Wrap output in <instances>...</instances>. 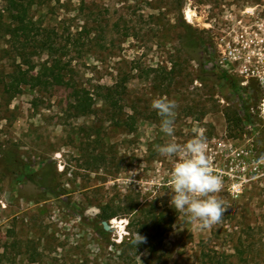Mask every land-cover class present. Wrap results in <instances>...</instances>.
Listing matches in <instances>:
<instances>
[{
	"label": "rangeland",
	"instance_id": "374dc122",
	"mask_svg": "<svg viewBox=\"0 0 264 264\" xmlns=\"http://www.w3.org/2000/svg\"><path fill=\"white\" fill-rule=\"evenodd\" d=\"M257 1L28 0L40 36L57 32L68 46L72 87L8 92L19 59L0 33V148L37 174L18 180L0 151V264H264V124L241 110L257 106L261 90L240 75L236 58ZM187 24L204 43L189 40ZM223 71L239 90L211 79ZM120 79L125 85L112 87ZM74 88L89 92L90 112L72 107ZM157 97L177 104L172 137L150 106ZM201 132L227 209L210 229L170 206L173 163L155 150ZM43 175L58 198L40 195ZM102 208L116 213L106 236L93 227ZM146 222L147 239L135 245Z\"/></svg>",
	"mask_w": 264,
	"mask_h": 264
},
{
	"label": "trees",
	"instance_id": "16d2710c",
	"mask_svg": "<svg viewBox=\"0 0 264 264\" xmlns=\"http://www.w3.org/2000/svg\"><path fill=\"white\" fill-rule=\"evenodd\" d=\"M5 2L6 7L0 9V33L10 37L13 51L19 59V63L8 75V79L5 82V89L8 92H17L25 85L31 87L39 86L40 88L54 86L72 87V81L65 72L67 66L64 57L66 55L65 50L68 46L57 40V32L49 31L40 36L41 26L31 17L28 0H5ZM187 27L190 30V36L188 37L190 41L195 38L201 44L204 43L203 37L201 36L202 31H198L190 24H187ZM79 40V38H76L74 43L77 44ZM42 53H46L47 58L41 64H36L33 57L40 56ZM37 66H39L38 73L34 74L33 71ZM213 75L214 77H211L212 80L221 79L225 81L232 90H239L238 80H236L232 74L223 71L220 76L217 74ZM124 83V80L120 79L117 80L112 87L119 88ZM92 103V97L89 95L88 91L81 88H74L72 107L76 110L77 114L81 115L90 112ZM241 108V110L245 112L246 117L250 118V113L246 112L244 104L241 105ZM0 151L2 152L6 167L9 170H15L18 180L26 183L31 181L34 175H37L35 172L26 170V164L22 165L18 159L12 158L5 150L0 148ZM50 183L51 181L47 175H43L42 181L38 183L41 188L40 195L44 199L58 198L61 194L60 188L51 186ZM102 210H104L102 214L93 219V227L98 233L106 236L108 232L103 228L102 221H108L109 218L115 216L116 213H108L105 211V208H102ZM100 218L102 219L100 220ZM148 220H150V218H148ZM148 226L149 222H146L135 230L139 234H142L144 231L143 241L147 239L145 235H147L146 231ZM134 239L135 237L132 236V243ZM148 239L153 240L154 237L148 236ZM149 246L150 250H152L153 245L150 244Z\"/></svg>",
	"mask_w": 264,
	"mask_h": 264
},
{
	"label": "clouds",
	"instance_id": "9594fccd",
	"mask_svg": "<svg viewBox=\"0 0 264 264\" xmlns=\"http://www.w3.org/2000/svg\"><path fill=\"white\" fill-rule=\"evenodd\" d=\"M151 108L160 117V130L172 137L175 133V110L177 104L167 97L151 101ZM258 115L264 119V100L259 104ZM156 152L172 160L166 187L169 190V204L177 213L183 214L189 223L197 228L210 229L222 221L227 211L218 194L223 190V177L218 174L207 153V138L194 134L186 142L170 140L156 146ZM138 233L133 243L143 241Z\"/></svg>",
	"mask_w": 264,
	"mask_h": 264
},
{
	"label": "built area",
	"instance_id": "2783aa9c",
	"mask_svg": "<svg viewBox=\"0 0 264 264\" xmlns=\"http://www.w3.org/2000/svg\"><path fill=\"white\" fill-rule=\"evenodd\" d=\"M254 23L248 26V36L242 55L236 56L238 71L245 78L253 79L260 87L261 101L264 100V0L257 1L254 7H250ZM260 101V103H261ZM259 103V104H260ZM259 104L252 106L250 116L258 112ZM259 116V115H258ZM264 124V119H261ZM257 129L256 135L260 134Z\"/></svg>",
	"mask_w": 264,
	"mask_h": 264
},
{
	"label": "water",
	"instance_id": "95a60500",
	"mask_svg": "<svg viewBox=\"0 0 264 264\" xmlns=\"http://www.w3.org/2000/svg\"><path fill=\"white\" fill-rule=\"evenodd\" d=\"M102 224H103V228L106 231H110V230H112V228H114V226L110 225V223L108 221H106V220H103Z\"/></svg>",
	"mask_w": 264,
	"mask_h": 264
}]
</instances>
